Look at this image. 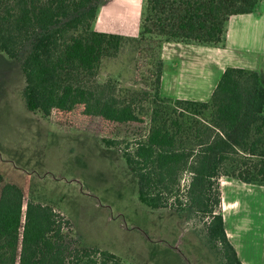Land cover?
<instances>
[{
	"label": "trees",
	"instance_id": "trees-1",
	"mask_svg": "<svg viewBox=\"0 0 264 264\" xmlns=\"http://www.w3.org/2000/svg\"><path fill=\"white\" fill-rule=\"evenodd\" d=\"M100 0H0V52L18 59L23 97L30 112L58 125L144 123L133 102L109 87L80 83L93 76L109 48L126 37L92 30ZM259 0H147L144 29L157 21L161 34L220 43L227 17L250 13ZM244 4L247 6L244 8ZM171 18H168V16ZM186 114L154 120L147 137L126 148L138 200L151 210L167 209L169 196L188 176L187 198L208 219L210 239L227 264H242L228 240L221 213L224 177L264 186V85L256 71L228 67L207 102L176 100ZM209 111L207 119L203 114ZM171 122V123H170ZM106 147L115 139L102 138ZM0 174V264H125L108 250L68 241L71 224L50 205L29 202ZM3 185V187H1ZM178 187V188H177ZM179 203V202H178Z\"/></svg>",
	"mask_w": 264,
	"mask_h": 264
},
{
	"label": "rangeland",
	"instance_id": "rangeland-1",
	"mask_svg": "<svg viewBox=\"0 0 264 264\" xmlns=\"http://www.w3.org/2000/svg\"><path fill=\"white\" fill-rule=\"evenodd\" d=\"M263 1L259 0L252 12L259 11ZM231 17L224 20L220 43L161 34L154 19L149 23L150 33L144 29L138 38L126 37L118 48L106 50L93 76H80L82 84L109 86L119 97L135 103L144 123L94 120L67 126L30 112L9 73L17 71V66L20 68L29 48L15 60L3 54L0 59L3 185L11 183L21 188L24 209L29 202H38L52 206L68 219L71 224L65 226V231L71 245L108 250L125 264H227L221 246L208 235V219L188 201V176H182L181 190L169 196L167 209L151 210L138 200L137 181L125 162L124 152L127 147L133 151L136 143L147 137L155 119L171 121L187 113L184 105L176 103L179 99L161 93L163 45L220 47L224 45ZM36 115L44 118V124L33 117ZM209 115L206 111L202 116L207 119ZM102 138L115 139L119 144L106 147Z\"/></svg>",
	"mask_w": 264,
	"mask_h": 264
},
{
	"label": "crops",
	"instance_id": "crops-1",
	"mask_svg": "<svg viewBox=\"0 0 264 264\" xmlns=\"http://www.w3.org/2000/svg\"><path fill=\"white\" fill-rule=\"evenodd\" d=\"M146 8L147 0H100L92 30L138 38L144 30ZM3 54L0 52V59ZM161 59L164 97L207 102L228 67L256 71L264 85V1L259 11L230 18L224 45L166 43ZM15 69L9 71L10 79L23 93L24 74L21 66ZM33 117L44 124L41 115ZM220 189L226 234L239 260L242 264H264V186L224 177Z\"/></svg>",
	"mask_w": 264,
	"mask_h": 264
}]
</instances>
